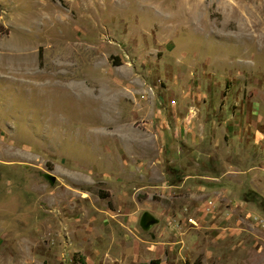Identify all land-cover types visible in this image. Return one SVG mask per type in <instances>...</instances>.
I'll use <instances>...</instances> for the list:
<instances>
[{
	"label": "rangeland",
	"instance_id": "1",
	"mask_svg": "<svg viewBox=\"0 0 264 264\" xmlns=\"http://www.w3.org/2000/svg\"><path fill=\"white\" fill-rule=\"evenodd\" d=\"M0 264H264V0H0Z\"/></svg>",
	"mask_w": 264,
	"mask_h": 264
},
{
	"label": "water",
	"instance_id": "2",
	"mask_svg": "<svg viewBox=\"0 0 264 264\" xmlns=\"http://www.w3.org/2000/svg\"><path fill=\"white\" fill-rule=\"evenodd\" d=\"M46 178L51 184L55 182V177L52 175H47ZM157 222L158 221L148 213H144L140 219V225L143 230H148L151 226L157 224Z\"/></svg>",
	"mask_w": 264,
	"mask_h": 264
}]
</instances>
